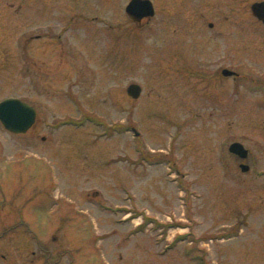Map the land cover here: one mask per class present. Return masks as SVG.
Masks as SVG:
<instances>
[{
  "label": "rangeland",
  "instance_id": "374dc122",
  "mask_svg": "<svg viewBox=\"0 0 264 264\" xmlns=\"http://www.w3.org/2000/svg\"><path fill=\"white\" fill-rule=\"evenodd\" d=\"M130 1L0 0V101L38 110L0 121V247L66 222L99 264H264L262 0H152L142 26Z\"/></svg>",
  "mask_w": 264,
  "mask_h": 264
},
{
  "label": "flooded vegetation",
  "instance_id": "af4514ba",
  "mask_svg": "<svg viewBox=\"0 0 264 264\" xmlns=\"http://www.w3.org/2000/svg\"><path fill=\"white\" fill-rule=\"evenodd\" d=\"M209 25L210 27H214L213 23H210ZM226 69L227 68H224L221 71L223 77L233 76L235 79L238 77V73L235 71V73L225 74L224 70ZM65 224L66 222L56 227L55 230H60L61 232L64 228L62 226H65ZM21 225L25 226V229L27 228L30 230L29 227H26L28 224L21 222ZM60 232L58 234L50 232V236L45 239L46 241L44 243H41L39 238L34 236L35 238H33V240L38 239V241L37 245L36 242H33L35 245H33V243L31 244V250L24 249L26 248V242H29V239H24L23 235H18L19 240H17L19 242L15 247L18 246L21 247V249H7V251L4 252L6 246L0 247V264H99V259L104 255L103 253L101 254L97 249H93L91 254L90 251H87L80 245L77 247L67 246L63 238L60 236ZM10 235L12 234L9 232H4L2 234V236L6 237H10ZM11 237H13V235ZM29 238H31V236ZM51 244H53L54 247H51ZM14 251H16L15 254L11 255L10 252Z\"/></svg>",
  "mask_w": 264,
  "mask_h": 264
},
{
  "label": "water",
  "instance_id": "95a60500",
  "mask_svg": "<svg viewBox=\"0 0 264 264\" xmlns=\"http://www.w3.org/2000/svg\"><path fill=\"white\" fill-rule=\"evenodd\" d=\"M252 13L264 22V0L256 1L251 5ZM129 16L137 23L141 24L144 18L150 19L155 15V7L152 0H131L126 7ZM225 74L233 71L226 69ZM127 92L134 98H138L142 93L140 84L132 83ZM37 119V109L19 98L11 97L0 101V120L4 126L13 133H26ZM230 151L246 158L249 154L248 149L240 142H234L229 147ZM243 171L248 170L249 166L242 164Z\"/></svg>",
  "mask_w": 264,
  "mask_h": 264
}]
</instances>
